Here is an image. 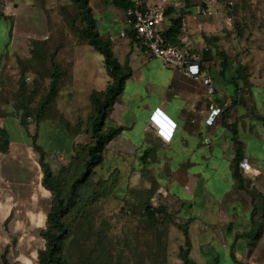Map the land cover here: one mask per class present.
Segmentation results:
<instances>
[{
    "label": "rangeland",
    "instance_id": "374dc122",
    "mask_svg": "<svg viewBox=\"0 0 264 264\" xmlns=\"http://www.w3.org/2000/svg\"><path fill=\"white\" fill-rule=\"evenodd\" d=\"M177 1L182 3L186 18L191 12L188 8L200 4L198 0ZM89 2L99 32L107 34V27L114 23L109 13H103L116 5L112 0ZM224 3L220 0L223 15L220 11L214 22L224 30V50L239 73L235 77L249 81L264 65V0H235L231 27L224 22ZM83 28L80 10L71 0L0 2V127H5L10 137L7 152H0V264L4 254L11 264H40L39 252L45 248L41 232L52 197L42 183L33 136L38 133L37 143L46 151L55 173L69 162L75 144L90 141L85 132L92 108L90 93L104 89L110 77L103 55L88 43ZM115 49L123 60L117 46ZM52 54L60 66L61 81L57 96L38 118L36 110L53 72ZM213 55L221 60L216 50ZM113 153L114 148L107 151L97 174L107 177L118 168L121 176L116 193L100 201L93 207L92 217L79 223L67 254L75 264H182V259L177 261L187 225L177 222L172 211L170 217L159 214L161 225L153 226L144 211L148 202L170 205L168 194L164 199L155 198L158 189L169 182L155 177L156 165H144L142 158L137 159L140 163L129 158L126 164L120 163ZM258 237L264 238V230ZM254 241L252 253L260 247Z\"/></svg>",
    "mask_w": 264,
    "mask_h": 264
},
{
    "label": "crops",
    "instance_id": "0c3cea01",
    "mask_svg": "<svg viewBox=\"0 0 264 264\" xmlns=\"http://www.w3.org/2000/svg\"><path fill=\"white\" fill-rule=\"evenodd\" d=\"M175 3L184 9L180 1ZM199 6L188 8L191 12L185 17L191 46L206 47L207 36L213 52L227 53L224 30L214 22L220 11L223 15L220 4L213 16L201 15ZM106 12L114 27H107L103 36L110 37L116 56L115 46L121 52L123 60L117 56L120 62L128 61L133 69L106 121L107 126L124 127L107 151L114 148L113 156L120 163L142 158V164L156 165L155 177L169 185L158 189L155 198L169 195L170 205H159L169 213L174 211L176 221L187 225L197 264H264L259 262H264V238L258 237L264 230V65L249 81L236 78L234 82L232 78L239 73L229 60L226 66L222 60L204 61L201 70L211 75L215 88L210 98L200 79L164 68L139 40L121 37L124 10L113 6L103 15ZM212 99L223 112L209 124ZM157 108L176 123L169 141L156 128L145 129ZM163 130L170 133L165 127ZM236 137L243 145L244 158L260 171L254 175L241 170L244 188H238L234 177ZM252 240L256 247L260 244L253 253ZM177 263H181L180 257Z\"/></svg>",
    "mask_w": 264,
    "mask_h": 264
},
{
    "label": "trees",
    "instance_id": "16d2710c",
    "mask_svg": "<svg viewBox=\"0 0 264 264\" xmlns=\"http://www.w3.org/2000/svg\"><path fill=\"white\" fill-rule=\"evenodd\" d=\"M79 8L81 19L84 23L83 33L87 41L104 58L105 68L110 77V81L105 89L93 90L90 93L91 113L86 121L85 132L90 141L87 143L78 142L73 148V154L69 162L60 167L55 173L48 160L46 151L37 143L38 133L33 136V145L39 153V164L42 169V187L51 192V208L43 225L42 236L46 241L45 248L39 252L40 264H75L67 254L69 242L76 234L79 223L89 219L93 215V207L100 201L113 197L120 182V170L115 168L107 177H98V168L105 163V155L109 143L116 138L124 129L123 126H107L106 121L113 106L123 93L126 81L132 76L133 69L129 62L124 64L116 56L110 37L101 35L97 28V19L93 13V8L89 0H71ZM113 3L122 10H126L133 4V0H112ZM170 10V12H169ZM183 8L177 9L170 6L166 10L165 36L172 43L179 42V36L185 18ZM169 20H168V19ZM128 37L135 40L134 33L128 30ZM206 37L207 46L203 53V60L209 61L214 57V52L210 48V37ZM217 41V38H213ZM221 55V60L226 66L228 56L223 51H217ZM56 55H51L53 72L47 93L41 98L36 110L37 117L46 110V107L55 99L58 94L59 82L61 81V69ZM237 77L232 80L236 82ZM22 85L25 82L22 81ZM29 113V112H27ZM21 122L26 125L25 118ZM10 141L9 133L5 127H0V152L6 153ZM236 150L233 160L234 177L239 188L245 187V179L241 172L240 162L244 159V149L241 141L235 138ZM145 215L153 226L161 225L159 214L170 217V213L163 205L145 204ZM255 212L253 211V214ZM185 233V245L180 247L179 253L182 264H197L190 257L191 241L187 228ZM3 264H11L7 254L2 257Z\"/></svg>",
    "mask_w": 264,
    "mask_h": 264
},
{
    "label": "built area",
    "instance_id": "2783aa9c",
    "mask_svg": "<svg viewBox=\"0 0 264 264\" xmlns=\"http://www.w3.org/2000/svg\"><path fill=\"white\" fill-rule=\"evenodd\" d=\"M199 11L201 15L213 16L218 13L217 6L220 0H199ZM235 0H225L224 7V22L231 27L234 24ZM173 6L181 9L179 3L175 0H133V4L125 10V28L121 31V37H127L128 30L134 33V36L139 40L143 48L154 58L160 60L164 68L180 70L186 76L200 79L206 87L207 94L213 98L215 88L213 79L210 74L204 73L201 66L204 63L203 53L204 48H193L191 46V36L188 31L186 18L183 20L181 34L178 43L170 42L165 36V21L166 10ZM211 101L209 104V115L207 122L213 124L216 118L222 114L221 107H217ZM163 123V124H162ZM163 127L169 129V134L164 133ZM156 128L159 134L169 141L171 135L176 129V123L170 120L163 111L157 108L146 126V130ZM241 170L245 173L258 175L259 169L256 168L247 158L240 162Z\"/></svg>",
    "mask_w": 264,
    "mask_h": 264
}]
</instances>
